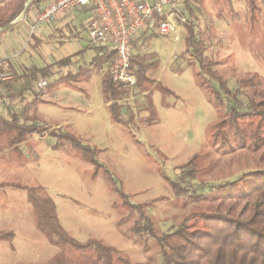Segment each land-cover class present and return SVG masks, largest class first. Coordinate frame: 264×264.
Returning <instances> with one entry per match:
<instances>
[{
    "label": "rangeland",
    "instance_id": "374dc122",
    "mask_svg": "<svg viewBox=\"0 0 264 264\" xmlns=\"http://www.w3.org/2000/svg\"><path fill=\"white\" fill-rule=\"evenodd\" d=\"M184 1L179 0L183 7ZM200 1L195 5L198 28L207 38L211 37L207 42L208 54L220 63L219 74L229 87H240L250 78L264 79V10L256 14L258 22L251 26L244 0H234L233 7L222 9L210 0ZM62 31L68 34L65 28ZM186 35L185 27L182 40L176 43L173 36L157 33L141 49L144 53H155L159 62L149 77L172 92H163L156 83L151 87L154 91L150 99L157 120L144 119L148 116L144 94L123 101L136 114V124L114 123L105 106L98 73L88 80L59 85L47 99L43 96L37 118L31 113L42 126L43 134H35L19 148L0 154V183H8L0 189V236L7 238L0 237V264H47L61 252L39 229L27 191L10 186L14 183L52 198L62 225L77 240L96 238L137 264L161 261L159 243L146 231L132 230L138 214L120 205L118 194L106 182L102 171L96 173L94 165L69 143L54 147L58 139L48 140L60 127L97 150L99 163L112 173L133 203L143 205L160 235L195 212L215 210L219 204L213 193L216 185L264 167L260 152L238 147L233 135L230 143L234 149L211 139L214 126L226 114L227 107L211 90L200 85L195 75L199 68L192 63L190 54L185 53ZM85 38L88 39L87 34L68 41L64 50L84 47ZM133 50L138 51L136 47ZM36 52L40 53V49ZM47 59L38 56V64L53 63ZM89 61L82 59L79 65ZM242 89L247 93L250 88ZM0 95L19 108L20 100L13 99L14 93L8 94L1 88ZM240 98L246 100L242 93ZM2 106L0 103V114L6 115ZM66 120L69 122L62 123ZM195 155L199 156L201 167L197 179L188 184L192 192L203 195L197 201L177 196L166 181V178L177 180L178 168Z\"/></svg>",
    "mask_w": 264,
    "mask_h": 264
},
{
    "label": "trees",
    "instance_id": "16d2710c",
    "mask_svg": "<svg viewBox=\"0 0 264 264\" xmlns=\"http://www.w3.org/2000/svg\"><path fill=\"white\" fill-rule=\"evenodd\" d=\"M29 1L0 0V33L7 32L17 24L16 20L24 13ZM42 1L49 0H32L25 15L32 8L39 10ZM210 1L217 3L221 9L234 6V0ZM199 3L200 0L183 2L188 16V23L185 25L187 32L185 53L190 54L192 63H196L199 68L195 75L200 85L211 90L215 98L227 107L226 114L215 124L211 139L218 144L221 142L229 144L231 149H234L230 143V137L233 135L238 147L259 151L260 161L264 163V79L250 78L240 87L235 89L229 87L227 80L219 74L220 63L215 62L208 54L207 42L211 41V37L207 38L205 32L198 28L199 18L196 14L198 8L195 9V5ZM244 3L249 23L253 26L258 22L256 14L264 10V0H244ZM81 28L82 31L85 30L83 25ZM68 29L69 34L60 31L58 39L61 44L81 37V30L74 31L70 27ZM154 35L155 33L142 34L132 41V46L138 49L131 57V71L137 78V84L132 89L112 79L110 67L116 52L107 46L89 43L96 52L91 62L80 65L76 73L70 72L67 75H58L52 66L44 68L32 66L19 75L14 72L10 60L1 61L0 75L6 72L5 66L8 64L13 78L0 80V89H4L8 94L14 93L13 99L18 98L20 105L18 104L17 108L0 95V103L6 112V115L0 114V154L3 150L19 148L20 144L35 134H43L42 126L31 117V113H35L37 118L39 103L44 94L40 91L34 95L33 100L25 101L24 93L28 89L17 88L19 81L23 80L30 83L47 80L48 86L45 89L53 90L64 83L88 80L93 73L102 74L107 68L101 78V87L104 102L109 104L108 110L112 121L125 126L136 124V114L123 101L144 94L148 102L145 107L148 116L144 119L157 120L156 110L150 99L154 91L150 89L157 81L151 79L149 73L159 67V62L155 53H144L141 50L149 45ZM140 40L143 44L138 47L137 43ZM82 52L77 56H83ZM69 61L71 59L64 60ZM50 79H53V82H50ZM160 85L161 82L156 83L163 92L172 93ZM242 87L250 89H246V93ZM241 93L246 100L240 98ZM50 138L58 139L54 147L69 143L84 160L94 165L96 173L102 171L106 182L118 194L120 205L138 214L132 230L136 233L146 231L159 243L161 261L157 264H264V167L244 173L234 181L216 185L213 193L219 204L215 210L195 212L179 225L160 235L145 214L143 205L133 203L112 173L99 163L96 149L83 144L76 135L62 127L53 131L48 140ZM197 155L178 168L177 180L166 178L174 194L189 197L194 201L204 198L203 195L196 194V191L192 192L188 184L197 179L200 171L201 164ZM7 186L8 183H0V189ZM10 186L27 191L28 199L37 213L39 229L53 245L61 249V252L47 264H137L129 256L122 255L101 240L89 238L80 241L70 235L58 217L57 207L52 198L39 196L34 188L24 184L14 183ZM0 237L7 239L6 235Z\"/></svg>",
    "mask_w": 264,
    "mask_h": 264
},
{
    "label": "built area",
    "instance_id": "2783aa9c",
    "mask_svg": "<svg viewBox=\"0 0 264 264\" xmlns=\"http://www.w3.org/2000/svg\"><path fill=\"white\" fill-rule=\"evenodd\" d=\"M77 9L89 13L84 24L89 43L116 52L110 67L112 79L131 89L137 84L131 71L132 41L142 34L159 33L171 35L179 43L188 23L187 10L179 0H49L36 12L31 34ZM7 77L2 74L0 80ZM47 86V80L38 82L41 89Z\"/></svg>",
    "mask_w": 264,
    "mask_h": 264
},
{
    "label": "crops",
    "instance_id": "0c3cea01",
    "mask_svg": "<svg viewBox=\"0 0 264 264\" xmlns=\"http://www.w3.org/2000/svg\"><path fill=\"white\" fill-rule=\"evenodd\" d=\"M44 3L45 2L42 1V3L39 5V8ZM37 11L38 10L36 8H32L30 12H28V14L25 15L23 19L19 21L12 29L8 30L5 33H0V62L3 60H10L12 62V67L15 70L14 72L18 73L19 75L22 74L25 69L31 68L32 66H37L40 68L52 66L54 68V71L57 72L58 75H67V73L70 72H77L78 67L80 66L79 62L82 59H84L85 61L90 60L89 63L91 62L96 52L95 49H93L94 47L89 44V40L87 38H85L87 43L84 47H71L67 50H64V47L68 42L61 44L58 39L61 33L60 31L64 30V28L68 31V34V27H70V29H74V31H82L81 26H84L86 20L89 17V13L86 10L77 9L64 14L51 25H44V28L42 27V30L40 32L31 34V26L33 24ZM48 29H51L52 31L49 33ZM84 34H86L85 30L82 31L81 37L82 35L84 36ZM47 39L49 40V45L47 43ZM50 46L52 47V49L50 48ZM41 47H44V49H42ZM48 47L49 50H46ZM31 48L32 50L35 49L33 50L34 53H37L36 51H39L40 49L41 54L38 52L37 56L34 55V53L31 52ZM80 52H82L81 54H83V56H77ZM38 56H40L41 59H46L47 56V60L51 61L52 59L53 63L40 66L38 64ZM67 59H71V61L64 62V60ZM8 68L9 66L8 64H6V72L4 73V75L8 76L6 80H11L13 78V73L9 72ZM104 71L101 74V78L104 74ZM39 81L40 80L35 83L29 82V86L28 82H25L24 80L19 81V83L17 84V88L19 90H23L25 88L28 89L27 92L24 93L26 101L30 102L31 100H33L34 95L40 91H42L43 93L45 92L43 96L45 99H47L49 94L59 87L57 86L53 90L47 91L46 89H41L38 87ZM105 106L108 107L109 104L105 103ZM67 122L69 121L66 120L62 123ZM56 124L61 125V123Z\"/></svg>",
    "mask_w": 264,
    "mask_h": 264
},
{
    "label": "water",
    "instance_id": "95a60500",
    "mask_svg": "<svg viewBox=\"0 0 264 264\" xmlns=\"http://www.w3.org/2000/svg\"><path fill=\"white\" fill-rule=\"evenodd\" d=\"M32 2V0H30L28 3H27V5H26V9H25V11H24V13L16 20V23H18L19 21H21L22 20V18L24 17V15H25V13H26V11H27V8L29 7V5H30V3Z\"/></svg>",
    "mask_w": 264,
    "mask_h": 264
}]
</instances>
